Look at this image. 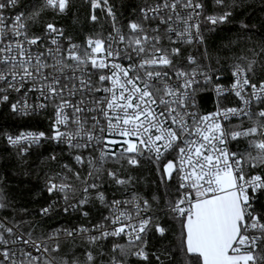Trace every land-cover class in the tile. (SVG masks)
<instances>
[{
    "label": "snow or ice",
    "instance_id": "obj_1",
    "mask_svg": "<svg viewBox=\"0 0 264 264\" xmlns=\"http://www.w3.org/2000/svg\"><path fill=\"white\" fill-rule=\"evenodd\" d=\"M87 5L110 27L81 37L73 0H0V111L47 120L0 125V264H264V35L209 43L243 0ZM61 200L85 223L45 227Z\"/></svg>",
    "mask_w": 264,
    "mask_h": 264
},
{
    "label": "trees",
    "instance_id": "obj_2",
    "mask_svg": "<svg viewBox=\"0 0 264 264\" xmlns=\"http://www.w3.org/2000/svg\"><path fill=\"white\" fill-rule=\"evenodd\" d=\"M117 6V14L121 20L124 16L128 15L127 5L131 3H138L139 0H110ZM74 7L71 12L66 16L57 19L58 25L64 27L73 34H79V36H87L93 30L100 31L101 27L107 29L110 27V22L106 21L101 15V21L98 24H93L88 18L89 8L87 0H73ZM123 4L124 7L120 5ZM123 13V16L120 14ZM45 20H51V16H45ZM246 23L252 28L251 33L245 35H251L254 41L261 38L264 35V0H243V6L238 8L234 12V19L225 25L220 26V29L209 34V43H214L217 46L227 44L229 40H236L241 35L240 23ZM255 26L254 28L252 26ZM251 47V44L248 45ZM192 51V49H189ZM231 55V53H227ZM215 56L216 53L214 52ZM221 57L225 54L220 53ZM228 80L227 72L224 73V81ZM205 100L201 104V108L204 111L211 109L213 99L211 95L203 97ZM9 124H19L23 128H44V122L41 117L28 119H10L5 113L0 111V125L7 126ZM43 181L36 175L27 176L19 175L9 181L8 189L10 198L14 202V206L17 211L22 208H28L29 210L38 209L41 204L47 199V194L40 191L42 188ZM111 192V190H109ZM39 193V195H38ZM50 202V201H48ZM98 217V213L95 209L92 210V220L94 221ZM78 223H85L78 214H65L59 209L56 210L51 218L46 219L45 227H57V226H75Z\"/></svg>",
    "mask_w": 264,
    "mask_h": 264
},
{
    "label": "built area",
    "instance_id": "obj_3",
    "mask_svg": "<svg viewBox=\"0 0 264 264\" xmlns=\"http://www.w3.org/2000/svg\"><path fill=\"white\" fill-rule=\"evenodd\" d=\"M225 83H227L228 82V80L227 81H224ZM208 95H211V97H212V99H213V103L211 104V109H209V110H212L213 108H214V101H215V96H214V93H210V92H204V93H202L201 94V97H200V106H201V104L202 103H204L205 102V100H203V97H205V96H208ZM201 110L202 111H204L202 108H201ZM42 118V117H41ZM43 119V122H44V128H46L47 127V120L46 119H44V118H42ZM233 123H236V121H234ZM44 128H30V129H33V130H43ZM63 207V202H62V200L60 201V204L58 205V207H57V209H59L60 210V208H62Z\"/></svg>",
    "mask_w": 264,
    "mask_h": 264
}]
</instances>
